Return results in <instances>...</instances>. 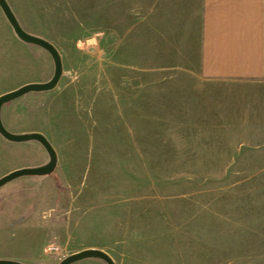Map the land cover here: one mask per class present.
Instances as JSON below:
<instances>
[{"label": "rangeland", "instance_id": "obj_1", "mask_svg": "<svg viewBox=\"0 0 264 264\" xmlns=\"http://www.w3.org/2000/svg\"><path fill=\"white\" fill-rule=\"evenodd\" d=\"M7 2L53 43L61 76L1 108L7 130L46 136L56 165L0 187V258L264 264V131L235 128L238 83L202 74L200 0ZM52 74L0 8V94ZM47 161L0 135V176Z\"/></svg>", "mask_w": 264, "mask_h": 264}, {"label": "crops", "instance_id": "obj_2", "mask_svg": "<svg viewBox=\"0 0 264 264\" xmlns=\"http://www.w3.org/2000/svg\"><path fill=\"white\" fill-rule=\"evenodd\" d=\"M200 2L202 74L238 83L235 128L264 131V0Z\"/></svg>", "mask_w": 264, "mask_h": 264}, {"label": "water", "instance_id": "obj_3", "mask_svg": "<svg viewBox=\"0 0 264 264\" xmlns=\"http://www.w3.org/2000/svg\"><path fill=\"white\" fill-rule=\"evenodd\" d=\"M0 8L5 18L7 19L8 23L12 27L17 38H19L21 41L25 43L33 44L45 49L50 54L53 60V74L48 81L25 83L16 89L0 94V135L4 139L11 142H24L28 140H35L43 146V148L48 154V161L44 164L32 166V167H21V168L13 169L7 172L6 174L0 176V187H1L4 184L18 177L30 176V175H34V176L48 175L53 172V169L56 165V154L53 149V146L46 138V136L37 131L14 133L7 130L1 120V107L3 104L11 100H14L24 94L30 92H43V91L52 90L56 86L61 76V60H60V55L52 42L41 36L26 31L21 26L7 0H0ZM86 258H96L102 260L105 264H115L112 258L106 252L97 248L80 249L78 251L66 255L65 257L60 259L57 262V264H70L74 261L82 260ZM0 264H29V263H23L12 259L0 258Z\"/></svg>", "mask_w": 264, "mask_h": 264}]
</instances>
